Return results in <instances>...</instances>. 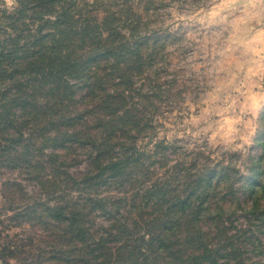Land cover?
<instances>
[{
	"label": "rangeland",
	"instance_id": "rangeland-1",
	"mask_svg": "<svg viewBox=\"0 0 264 264\" xmlns=\"http://www.w3.org/2000/svg\"><path fill=\"white\" fill-rule=\"evenodd\" d=\"M20 1L0 0V264H264L259 4Z\"/></svg>",
	"mask_w": 264,
	"mask_h": 264
},
{
	"label": "trees",
	"instance_id": "trees-1",
	"mask_svg": "<svg viewBox=\"0 0 264 264\" xmlns=\"http://www.w3.org/2000/svg\"><path fill=\"white\" fill-rule=\"evenodd\" d=\"M18 3H19V6L16 7L14 10L17 11V12L23 13L22 12V8H23L22 7V1L18 0ZM56 213L57 214H60V215L62 214V212H59V211H57ZM67 220H68L69 223H71V221H72V215H69V216L67 215Z\"/></svg>",
	"mask_w": 264,
	"mask_h": 264
},
{
	"label": "crops",
	"instance_id": "crops-1",
	"mask_svg": "<svg viewBox=\"0 0 264 264\" xmlns=\"http://www.w3.org/2000/svg\"><path fill=\"white\" fill-rule=\"evenodd\" d=\"M255 1H256V3L259 4L256 6L257 11L261 10V15L264 16V0H255ZM257 15H259V14L257 13ZM263 30H264V27H263Z\"/></svg>",
	"mask_w": 264,
	"mask_h": 264
}]
</instances>
